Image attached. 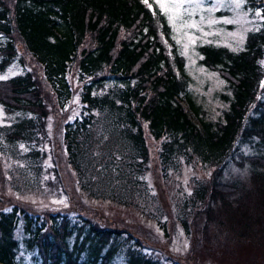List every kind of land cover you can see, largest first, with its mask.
Segmentation results:
<instances>
[{"label": "trees", "instance_id": "1", "mask_svg": "<svg viewBox=\"0 0 264 264\" xmlns=\"http://www.w3.org/2000/svg\"><path fill=\"white\" fill-rule=\"evenodd\" d=\"M170 32L153 0H0V70L24 62L22 50L32 59L22 73L0 81V105L15 115L2 137L25 144L37 170L39 144L46 143L47 157L53 155L47 185L61 187L70 202L85 196L131 206L152 161L160 177L180 159L198 162L210 173L182 202L177 217L184 232L194 230L198 244L212 247L218 239L206 229L218 226L264 249V20L239 49L197 46L198 63L224 82L218 93L224 106L215 117L192 95ZM75 91L78 113L60 124L59 137L78 190L69 192L47 121L52 110L65 116L64 101ZM231 169L247 170L250 185ZM23 205L0 208V264H19L20 221L24 244L41 264H107L117 255L127 264H185L160 260L129 230L81 211L45 217ZM160 228L168 229L161 222Z\"/></svg>", "mask_w": 264, "mask_h": 264}, {"label": "rangeland", "instance_id": "2", "mask_svg": "<svg viewBox=\"0 0 264 264\" xmlns=\"http://www.w3.org/2000/svg\"><path fill=\"white\" fill-rule=\"evenodd\" d=\"M169 25L171 39L177 45L179 54L185 61V71L190 77V91L196 102L211 116L218 115L224 103L218 93L223 90V81L216 71L209 70L198 63L197 46L203 43L223 45L230 49H239L250 30L260 27L264 20V0H153ZM161 3L163 7H161ZM260 3L259 5H256ZM179 5V7H177ZM263 5V6H261ZM174 31V33L172 32ZM4 40L0 36V43ZM21 45L18 44V47ZM181 52V53H180ZM24 62L15 59L0 76L10 78L22 73L27 64H32L30 56L21 51ZM72 77L73 87L78 82ZM4 80V79H0ZM112 83L107 82L105 86ZM44 86V85H43ZM77 92L64 101L65 116H59L51 111L47 121L48 136L58 147L60 164L64 168L63 182L69 192H78L74 183L73 173L65 166V155L59 145L60 124L72 120L78 113ZM70 107H73L70 111ZM14 114L5 113L0 105V208L8 210L13 202L24 204L27 210L41 216L48 212L66 213L74 217L78 211L85 216L112 229L129 230L144 245V250L151 252L160 260L176 258L185 264H264V249L254 240L238 241L225 231L216 227H207L209 235H216L218 242L212 247L198 244L194 230L184 232L178 217L183 208L182 202L189 195L193 185L209 178L210 168L194 161L179 160L176 167L169 169L165 176L158 175L153 161L150 169L144 174V189L136 195L135 204L124 207L109 201L91 200L84 196L69 201L61 187L52 190L47 185L53 178V155L47 157V144H39L40 168L37 170L31 164L29 149L23 143H7L1 132L14 119ZM150 150L155 142L147 137ZM41 157H46L42 159ZM232 175H238L250 185L247 170L231 169ZM158 175V177H157ZM73 181V182H72ZM138 205V207H135ZM36 211H35V210ZM160 222L166 225V230L160 228ZM168 222H170L168 224ZM18 241L16 261L19 264H41L35 250H29L22 232L21 221L14 232ZM226 242L223 247L220 242ZM107 264H127L122 255L115 256Z\"/></svg>", "mask_w": 264, "mask_h": 264}, {"label": "snow or ice", "instance_id": "3", "mask_svg": "<svg viewBox=\"0 0 264 264\" xmlns=\"http://www.w3.org/2000/svg\"><path fill=\"white\" fill-rule=\"evenodd\" d=\"M145 2H147V0H145ZM161 7H163V4L161 3L160 5ZM177 7H179V5H177ZM6 77L0 76V79H5Z\"/></svg>", "mask_w": 264, "mask_h": 264}, {"label": "bare ground", "instance_id": "4", "mask_svg": "<svg viewBox=\"0 0 264 264\" xmlns=\"http://www.w3.org/2000/svg\"><path fill=\"white\" fill-rule=\"evenodd\" d=\"M75 77V76H74ZM71 82V81H70ZM71 84V83H70Z\"/></svg>", "mask_w": 264, "mask_h": 264}]
</instances>
